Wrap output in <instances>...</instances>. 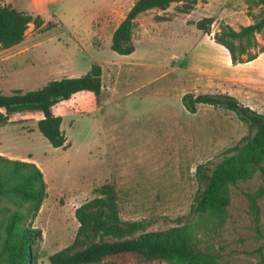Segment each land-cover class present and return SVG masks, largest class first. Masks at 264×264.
Masks as SVG:
<instances>
[{"label": "rangeland", "instance_id": "1", "mask_svg": "<svg viewBox=\"0 0 264 264\" xmlns=\"http://www.w3.org/2000/svg\"><path fill=\"white\" fill-rule=\"evenodd\" d=\"M136 0H0L40 15L23 40L0 46V92L42 87L48 81L85 74L101 66L98 95L79 92L51 107L60 116L66 147L54 148L37 129L38 112L16 113L0 126V155L34 162L46 182V197L35 218L29 204L0 198V264L4 218L23 214L24 225L41 231L32 245L34 264L73 240L78 228L74 210L113 184L122 220L143 221L146 230H161L199 219L192 205L203 184L199 164L212 168L249 133L230 110L198 104L191 113L182 105L186 93L229 94L264 114V30L255 45L232 62L214 37L229 27L239 29L264 15L253 0H197L188 13L180 2L141 13L134 21V51L120 55L110 48L112 34ZM211 17L210 33L195 22ZM239 46V45H238ZM256 54V57L249 59ZM264 180L256 174L229 188L224 224L200 225L199 247L218 255L217 264H264V194L259 198V231L249 212L246 193ZM216 223L217 220H214ZM117 264H172L134 251L107 255Z\"/></svg>", "mask_w": 264, "mask_h": 264}, {"label": "trees", "instance_id": "2", "mask_svg": "<svg viewBox=\"0 0 264 264\" xmlns=\"http://www.w3.org/2000/svg\"><path fill=\"white\" fill-rule=\"evenodd\" d=\"M253 1L264 5V0ZM172 2H180L179 11L188 13L197 0H136L114 30L111 50L120 55L131 54L134 51L131 33L135 19L151 9L164 10ZM30 23L41 27L43 20L40 15L33 16L10 5H0V46L7 48L20 43ZM211 23V17H204L195 22V26L204 33H210ZM263 30L264 15L237 30L229 27L216 34L214 39L228 51L234 63L244 52L242 42L255 45V34ZM262 48L264 50V46ZM254 57L256 54L249 59ZM101 74V66L92 64L85 74L78 77L53 79L42 87L27 91L19 88L10 94L0 92V126L7 124L16 113L38 112L42 115L36 124L38 131L52 147H66L62 119L52 114L51 107L75 93L85 91L98 95L102 87ZM181 102L191 113L196 111L198 104L230 110L249 129V133L232 148V154L225 155L212 168L204 164L196 167L195 173L203 187L195 198L192 211L199 219L189 224L147 231L143 221L120 218L115 187L105 183L95 190V197L74 210L78 222L75 236L66 247L49 255L50 264H117L104 258L123 251H134L145 258L163 259L172 264H217L218 255L200 248L197 234L200 225L210 224L207 228L213 231L224 224L230 205L231 185L251 179L256 174L264 180V114L229 94L186 93ZM263 194V186L253 193H246L257 232L260 221L258 200ZM2 197H15L27 202L31 219L35 218L46 197V182L40 168L34 162L0 155ZM23 219V214L17 211L4 218L3 251L8 264H34L37 258L32 245L41 239V231L24 225Z\"/></svg>", "mask_w": 264, "mask_h": 264}]
</instances>
